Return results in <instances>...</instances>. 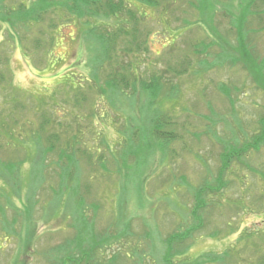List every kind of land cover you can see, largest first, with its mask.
Masks as SVG:
<instances>
[{
    "label": "rangeland",
    "instance_id": "obj_1",
    "mask_svg": "<svg viewBox=\"0 0 264 264\" xmlns=\"http://www.w3.org/2000/svg\"><path fill=\"white\" fill-rule=\"evenodd\" d=\"M10 1L1 3L23 7ZM22 1L28 12L15 18L0 4V156L21 162L13 179L0 176V264H164L167 237L190 226L195 187H215L225 151L241 153L222 189L203 194L206 226L176 245L192 244L171 262L195 264L211 252L237 256L227 264L264 257V143L249 146L264 116L263 0H161L157 8L130 0L150 33L147 53L134 58L146 82L161 76L158 88L116 100L84 86L80 104L64 83L85 77L83 29L45 14L58 36L35 45L54 31ZM41 114L52 120L45 135L57 139L41 140L54 147L44 177L33 173L39 160L32 168ZM155 130L172 138L156 139Z\"/></svg>",
    "mask_w": 264,
    "mask_h": 264
},
{
    "label": "trees",
    "instance_id": "obj_2",
    "mask_svg": "<svg viewBox=\"0 0 264 264\" xmlns=\"http://www.w3.org/2000/svg\"><path fill=\"white\" fill-rule=\"evenodd\" d=\"M1 1L2 0H0V4L4 5L3 9H5L4 11L1 10L3 11L2 13H5L6 15L13 13L11 18L18 17V14H24L28 12V8L25 6V4L23 5L22 0H20L19 3L23 7L20 8L18 5V10H20L19 12L17 9H12L9 5L2 4ZM27 1L30 2V4L28 3L32 14L30 17L33 18L36 22L42 24L46 23V27L53 29L54 31V33H52L51 35L48 33L49 35H46L45 37H43L44 34H41V37H39V39L36 38V40H34L35 45H37L38 42L53 45L56 41V37L58 36V26L56 25L55 20L49 19L48 21H46L47 18L50 17L48 16L47 18H45V14H50L51 16L52 14L60 13L62 14V16H64L65 19L69 21H77L79 23V26L83 29L82 37H79L78 41L82 42L81 44L83 45V47H86L87 50L89 48V57L88 61L86 62L87 71L85 72V77L82 78L80 76V79L78 81H75L76 76L73 74L69 82H66V84L64 83V85L68 86L72 92H76L75 94L73 93L74 101L76 104L85 102L89 98L86 90H84V86H86L87 88L89 87L91 89H95L104 96H106L108 93L110 94L108 96H114V99L116 100L118 95L126 96L131 94L139 96L140 94L145 92L148 87L153 85V83L155 84V88H158L157 83L159 80L161 81V76L153 74V76L151 75L152 77L150 78L152 82H146L140 74L139 67L141 66V62L134 58L138 54L147 53V39L150 33L149 30L144 26L145 15L140 13L138 9L135 8V6H131L130 0ZM133 1L151 8H157L161 4V0ZM202 1L203 0H200L201 3ZM248 16V13L246 15L245 13H243L239 16V26L245 23V21L248 19ZM69 17H72L73 19H70ZM239 29L241 28L239 27ZM8 34L10 33L8 32ZM17 38L20 42L22 41V37L19 36ZM1 42L0 45L2 44ZM205 46L209 47L208 45ZM237 48H239V45H237ZM130 55H133L132 59H130ZM4 60H6V57ZM142 72L143 71H141V73ZM108 99L111 103H113L110 98ZM41 118L42 121L38 128V136H34V138H37L35 141L38 145V149L37 153L35 151L32 168L39 160L40 163L37 165L38 171L34 172L33 170V173L41 174V176L44 177V173L42 170L47 171L49 168V164L46 163V157L48 156L47 154L53 151L54 147L44 146L41 140H43V137L49 139H52V137L56 139V137L45 135L48 127L52 125V120L50 121V117L42 116L41 114ZM159 121L160 123H162V118H159ZM155 124L159 126L158 123ZM1 127H3V124H1ZM258 130L260 132L258 133L255 141L253 140V143L249 145L254 148H258L262 143H264V116L260 120V128ZM154 137L156 139L170 140L172 138V135L167 132L159 133L158 130H155ZM240 153L241 152H237L236 156L234 152L225 151L221 155L220 167L216 175L217 181L216 185H214V188L204 186L196 189L195 187V191L193 193L194 206L191 210L192 220L190 221V226L188 225V227H186L184 231L182 230V232L180 233H173L167 237V250L162 258L164 264H172L171 257L173 253L183 255L186 250H190L192 244L185 246H183L182 244V248H176V245L181 244L183 241L185 242V240L187 239H192L195 232L200 231L206 226L201 215L202 209L204 208V210H206V201L203 197V194H208L207 192L210 191H212L211 193L217 192L222 189L223 181L221 179L223 178V171L226 169V167H228L231 159L238 157ZM68 154L69 152L64 153L65 168H61V171L59 173L60 184L67 178V167H69ZM42 160L44 162H42ZM20 164V161L9 159L4 160V158L0 156V176L6 178L4 181H7L8 177H13L14 170H18ZM262 178L264 180V173L262 174ZM178 180L184 182L183 178H180ZM208 212L209 215L212 214L210 213V211ZM213 233L215 232L213 231L212 234ZM203 234L205 233H202L201 235ZM212 234L208 233V235L210 236H212ZM249 236V233H245L243 236H241V239L246 240ZM173 248L175 249V251H173ZM236 253L238 255V253L240 252L237 251ZM227 254L230 258H228L229 260L225 258L226 254L222 255L212 252L209 254L203 253L196 259L195 264H227V261L232 262L233 258L237 257L232 256L230 252H227ZM256 254H258V251L254 250L252 256L257 257L258 255ZM257 259L258 260L255 262L253 261L252 264H264L263 256H258Z\"/></svg>",
    "mask_w": 264,
    "mask_h": 264
}]
</instances>
